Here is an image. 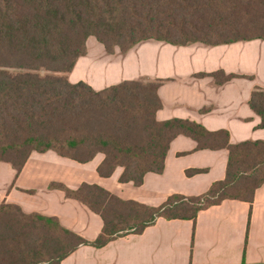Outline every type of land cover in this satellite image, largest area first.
<instances>
[{"label": "trees", "instance_id": "1", "mask_svg": "<svg viewBox=\"0 0 264 264\" xmlns=\"http://www.w3.org/2000/svg\"><path fill=\"white\" fill-rule=\"evenodd\" d=\"M90 36L109 54L148 40L176 46L264 40V0H0V161L20 172L33 152L54 151L82 164L101 153V177L123 168L120 181L140 186L147 173L164 171L171 142L184 135L199 150L227 149L226 177L202 195L173 194L156 207L97 184L52 185L101 216L103 230L93 241L55 217L2 203L0 264H61L82 245L104 247L159 218L195 221L226 199L253 202L264 184V140L232 144L226 130L188 119L159 121L161 80L123 81L101 91L71 83L67 74ZM211 76L218 85L237 77ZM249 105L264 129L263 88L254 90Z\"/></svg>", "mask_w": 264, "mask_h": 264}, {"label": "crops", "instance_id": "2", "mask_svg": "<svg viewBox=\"0 0 264 264\" xmlns=\"http://www.w3.org/2000/svg\"><path fill=\"white\" fill-rule=\"evenodd\" d=\"M264 40L209 46H176L157 40L139 43L126 53L113 54L94 37L67 74L73 83L85 82L101 91L123 81H162L158 95L159 121L174 118L202 124L210 131L226 130L230 142L264 140L260 118L249 102L256 88L264 89ZM237 77L218 85L212 73ZM227 149H197L190 137L179 135L170 144L161 174L147 173L142 185L123 183V168L112 176L97 171L98 154L87 163L61 157L54 151L33 152L17 172L0 161V204L18 205L25 213L55 217L88 241L102 232L104 222L80 201L69 198L62 184L75 190L97 184L123 200L159 206L173 194L199 196L226 177ZM199 170L195 173L188 172ZM61 264H264V184L253 202L226 199L202 210L196 220L159 218L140 234H127L101 248L82 245Z\"/></svg>", "mask_w": 264, "mask_h": 264}, {"label": "rangeland", "instance_id": "3", "mask_svg": "<svg viewBox=\"0 0 264 264\" xmlns=\"http://www.w3.org/2000/svg\"><path fill=\"white\" fill-rule=\"evenodd\" d=\"M261 65H262V68H263V66H264V63H262ZM12 72H15V71H12Z\"/></svg>", "mask_w": 264, "mask_h": 264}]
</instances>
